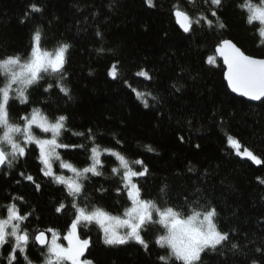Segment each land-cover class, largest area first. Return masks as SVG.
<instances>
[{"label":"trees","instance_id":"obj_1","mask_svg":"<svg viewBox=\"0 0 264 264\" xmlns=\"http://www.w3.org/2000/svg\"><path fill=\"white\" fill-rule=\"evenodd\" d=\"M154 3L155 7L146 0H0V59L16 55L27 59L37 29L42 33V49L70 46L64 79L46 76L29 88L27 103L10 100V119L21 123L19 118L33 108L49 119L66 116L60 142L84 147L63 149V160L84 168L91 164L93 146L114 149L129 160H143L148 168L147 175L136 181L143 199L174 207L185 217L193 207L198 211L215 208V222L230 233V243L216 252L202 253V264H252L254 260L264 264V101L251 103L234 95L215 53L218 44L229 39L246 54L264 58L260 25L247 22V12L238 7L244 0H222L217 15L225 28H209L202 21L184 34L172 14L173 5L215 21L210 5L205 0ZM34 4L41 11H32ZM210 55H216L215 65L207 62ZM113 65L116 79L109 74ZM141 70L151 79L136 75ZM3 80L0 75V85ZM58 83L70 89L71 98ZM48 84L52 87L46 91ZM133 89L151 93L145 97L148 107ZM229 137L239 141L241 153L246 148L261 163L237 155ZM113 167H117L115 160L104 156L102 174L83 181V193L76 201L80 206L100 207L117 216L131 207ZM134 167L140 170L141 166ZM42 168L39 150L32 145L0 173V216H5L4 206L13 202L21 214L31 213L22 228L29 232L27 255L32 264H41L42 251L31 238L54 228L63 240L75 215L66 187L44 176ZM27 175L40 184L39 191ZM61 203L67 207L57 212ZM78 234L91 239L85 258L94 264H165L159 257L169 255L167 248L155 243L160 235L156 226L142 231L147 250L137 243L105 245L94 223L79 228ZM231 243L239 247L233 249ZM10 251V243L5 244L0 264H8ZM13 264L27 261L17 253ZM167 264L182 262L172 257Z\"/></svg>","mask_w":264,"mask_h":264},{"label":"snow or ice","instance_id":"obj_2","mask_svg":"<svg viewBox=\"0 0 264 264\" xmlns=\"http://www.w3.org/2000/svg\"><path fill=\"white\" fill-rule=\"evenodd\" d=\"M190 2L195 3V0H190ZM146 3L149 7L156 6L154 0H146ZM205 3L210 5L208 11L215 21L204 14L190 15L178 4L173 5L172 14L183 32H192L193 25L199 26L202 21L209 28L216 26L223 29L226 27L217 15V9L221 7L222 0H205ZM238 7L247 12L249 24L258 23L260 25L258 32L262 38L261 43H264V0H259L258 4L253 3V0H244V3ZM31 9L36 12L41 11V8L35 4L31 6ZM99 35L100 33H97V36ZM41 39L42 33L37 29L33 34L34 43L30 56L25 60H22L19 55L0 59V75L4 77V83L0 85V167L6 165L11 168L13 161L18 157L25 156L28 147L35 145L39 150V160L43 165L42 174L53 182L64 185L67 194L73 198L71 207L75 209V215L67 235L63 237L68 242L67 247L58 243L60 233L54 228L38 231L31 238L35 243L47 248L44 264H94L92 259L85 258V253L91 246V239L81 238L78 234V226L82 223L87 226L95 222L103 232L105 245L118 246L135 241L141 244L145 250L148 249V243L141 235V231L146 224H158L164 229V232L157 237L155 243L161 248L170 250L169 255L159 257L165 261V264L172 257L181 261L182 264H202V253L216 252L218 248L225 245V242L230 243V233L221 231L215 222L217 216L215 208L198 211L193 207L185 217L181 210L171 206H158L153 200L143 199L139 184L136 182L139 177H144L148 173V168L144 166L143 160H129L121 152L109 148L101 150L99 145L90 149L92 161L90 166L77 168L73 163L63 160L60 149L84 147L83 144L68 145L60 142L61 132L65 128L67 120L66 116L60 115L49 119L40 109L33 108L29 114L19 118L22 123L13 122L10 119V100L16 99L20 103H27V89L46 76L58 75L61 80L64 79L65 54L70 46L62 44L54 50H46L41 47ZM215 53H218L223 58V63L227 65L226 79L233 92L249 100L264 101V58L246 54L229 39L222 40L215 48ZM216 59V55H210L207 62L215 65ZM109 74L113 79L117 78L115 65L110 68ZM136 75L151 79L146 70H141ZM57 86L64 95L71 98L68 87L62 83H58ZM51 87L52 84H48L45 90L47 91ZM133 91L144 106L148 107L145 97L151 96V93H143L137 89H133ZM34 127L42 133H50V138L36 135L33 131ZM75 135L83 136L84 133H75ZM92 139L94 142V137ZM181 139L183 138L181 137ZM229 143L236 150L237 155L246 156L257 164L261 163V160L252 151L245 148L241 153L238 140L229 137ZM146 147L150 152L155 151L151 146ZM104 153L115 157L118 161L119 166L113 167L112 172L121 176L123 187L131 200V207L127 208L122 216L112 215L100 207H82L76 202L83 193L84 184L82 181L88 178V174L91 173L94 176L102 174L98 168L103 166L100 156ZM55 162H59L60 168L66 169L73 175L68 177L64 174H57L53 167ZM134 165L141 166L140 170H136ZM189 170L191 171V169ZM20 175L23 176L24 173H20ZM26 179L32 181L36 190L39 191L40 184L31 175H27ZM13 200L23 201V197H14ZM4 207L6 216L0 217V248L8 244L9 238H11L13 243L11 244L12 250L7 257L8 264H13L16 261L17 251L23 255L27 264H32L27 255L30 241L29 232L27 228H22L31 213L21 214L20 208L14 202ZM65 207L67 205L61 203L56 211L62 212ZM154 214L157 219H154ZM121 228L125 229L123 233L118 230ZM48 233H51L50 241ZM238 247V244L231 243V248L237 249ZM256 251L261 250L258 248ZM252 264H257V262L254 260Z\"/></svg>","mask_w":264,"mask_h":264},{"label":"rangeland","instance_id":"obj_3","mask_svg":"<svg viewBox=\"0 0 264 264\" xmlns=\"http://www.w3.org/2000/svg\"><path fill=\"white\" fill-rule=\"evenodd\" d=\"M4 78V77H3ZM3 83H4V80H3ZM34 85V84H33ZM32 85V86H33ZM31 87V86H30ZM29 87V88H30ZM29 88L27 89V91L29 90ZM27 93V92H26ZM21 123H22V121H21ZM33 131H34V133L36 134V135H38V136H41V137H49L50 138V133L49 134H45V133H42L39 129H37V128H35L34 127V129H33ZM65 131V128L62 130V132H61V136H62V134H63V132ZM61 136H60V139H61ZM17 139H20V137H17ZM30 146H32V145H30ZM33 146H35V145H33ZM36 147V146H35ZM37 148V147H36ZM38 149V148H37ZM63 149H60L59 151H60V153H61V151H62ZM102 150V149H101ZM104 156H106V157H112L114 160H115V162H116V164H117V167L119 166V163H118V161L116 160V158L115 157H113V156H110V155H108L107 153H104V154H102L101 156H100V160L102 161V164H103V157ZM18 159V158H17ZM16 159V160H17ZM16 160L15 161H13V162H16ZM92 162V161H91ZM43 166V165H42ZM90 166V165H89ZM137 166H139V165H137ZM53 167H54V170L57 172V174H64L65 176H68V177H70V176H72L73 174L71 173V172H69V171H67L66 169H62V168H60V166H59V162H55L54 163V165H53ZM140 167V166H139ZM101 168L102 167H100V168H98V171H100L101 170ZM90 175H92L91 173H89L88 174V176H90ZM94 176V175H93ZM84 181V180H83ZM82 181V182H83ZM64 186V185H63ZM131 201V200H130ZM5 216H6V213L4 214ZM123 215V214H122ZM122 215H120V216H122ZM4 216V217H5ZM1 217V216H0ZM154 219H157V217L155 216V214H154ZM94 224H96L95 222H93ZM92 224V223H91ZM88 225H90V224H88ZM87 225V226H88ZM97 225V224H96ZM83 226H85L83 223L81 224V225H79L78 226V229L79 228H81V227H83ZM98 226V225H97ZM148 226H156V227H158L159 229H160V235L161 234H163V232H164V229L160 226V225H158V224H146L145 225V227H144V229L145 228H147ZM144 229H142V231L144 230ZM101 230V229H100ZM121 233H123L124 231H125V229H118ZM102 231V230H101ZM142 231H141V235H142ZM103 233V232H102ZM65 235H67V233L65 234ZM50 239H51V237L49 238V241H50ZM9 243H10V245L13 243V241L11 240V238H9ZM58 243H60V244H62L63 246H65V247H67L68 246V242L63 238V240H62V237H61V235H60V239L58 240ZM129 243H137V242H135V241H129ZM137 244H139V243H137ZM5 246V245H4ZM3 246V247H4ZM2 247V248H3ZM2 248H0V251H1V249ZM12 250V249H11ZM27 250H28V248H27ZM41 250V249H40ZM42 252V254H39V256L41 257V264H44V260H45V257H46V254H47V248H45L44 250H41ZM168 251H169V253H170V250L168 249ZM17 253H20L19 251H17ZM21 254V253H20ZM175 258V257H174Z\"/></svg>","mask_w":264,"mask_h":264},{"label":"water","instance_id":"obj_4","mask_svg":"<svg viewBox=\"0 0 264 264\" xmlns=\"http://www.w3.org/2000/svg\"><path fill=\"white\" fill-rule=\"evenodd\" d=\"M177 26H178V28L183 32V30L179 27L178 23H177ZM183 33H184V34H188V33H185V32H183ZM217 55L219 56L218 53H217ZM219 58L221 59V61H222V63H223V58L220 57V56H219ZM223 65H224V67H225V80H226V82H227V79H226L227 65H225L224 63H223ZM227 84H228V82H227ZM228 87H229V85H228ZM229 89H230V91H231L234 95H236L237 97L242 98V99H244V100H246V101H248V102H251V103H259V102H261V101H253V100H249L248 98H246V97H242V96H240L238 93L233 92V91L231 90L230 87H229ZM5 166H6V165H5ZM5 166L0 167V173H1V171L3 170V168H4ZM35 244H36V246H37L39 249H41V250H44V249L46 248V247H44V246L39 245L38 243H35Z\"/></svg>","mask_w":264,"mask_h":264}]
</instances>
